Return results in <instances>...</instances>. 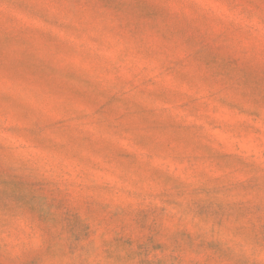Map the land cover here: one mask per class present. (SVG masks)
<instances>
[{"label": "rangeland", "instance_id": "374dc122", "mask_svg": "<svg viewBox=\"0 0 264 264\" xmlns=\"http://www.w3.org/2000/svg\"><path fill=\"white\" fill-rule=\"evenodd\" d=\"M0 264H264V0H0Z\"/></svg>", "mask_w": 264, "mask_h": 264}]
</instances>
